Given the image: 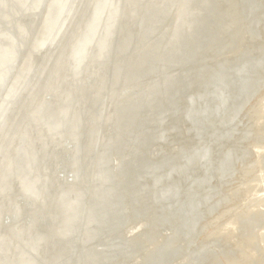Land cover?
Returning a JSON list of instances; mask_svg holds the SVG:
<instances>
[{
  "label": "bare ground",
  "instance_id": "1",
  "mask_svg": "<svg viewBox=\"0 0 264 264\" xmlns=\"http://www.w3.org/2000/svg\"><path fill=\"white\" fill-rule=\"evenodd\" d=\"M259 19L264 0H0V264H264Z\"/></svg>",
  "mask_w": 264,
  "mask_h": 264
},
{
  "label": "rangeland",
  "instance_id": "2",
  "mask_svg": "<svg viewBox=\"0 0 264 264\" xmlns=\"http://www.w3.org/2000/svg\"><path fill=\"white\" fill-rule=\"evenodd\" d=\"M262 23H264V21H261L260 19H259V23H258V25H260L259 26V28L261 27V25H262ZM253 51H254V49H253ZM139 93H145V91L144 90H140V91H136V92H134V94H133V96L134 97H136ZM261 93V94H260ZM264 93V88H262V90H260L259 92H258V95L256 96V97H258L259 95V97H262L261 95ZM256 100H255V102H253L250 106H254V104H256ZM250 106L249 107H247V109H249L250 108ZM242 135H244V132H237L235 135H233L232 137H231V141L229 142V143H227V142H224L223 143V145H225V144H229V145H232L233 146V143H234V140L235 139H238V140H240V136H242ZM257 143V142H256ZM238 144L239 143H237V144H235L233 147H236V146H238ZM255 144V143H254ZM253 143H252V145H254ZM259 144V143H258ZM257 144V145H258ZM260 146H262V145H260ZM252 150H255V148H253V146H252ZM253 152H255V151H253ZM256 172H257V174L260 176V174L261 173H259V169H257L256 170ZM240 179V178H239ZM243 180V179H242ZM247 179H244L243 180V184H245V181H246ZM260 181H261V183L263 184V182H262V179H260ZM238 182V181H237ZM237 184V183H236ZM208 187L207 188H209L210 189V187H212V188H215V187H217V185H218V182L217 181H215V179L214 178H211L210 179V181L208 182ZM228 186V185H227ZM227 186H225L224 188H226ZM206 188V189H207ZM210 195H206V196H204V197H209ZM217 200H216V197L213 199V200H211V203H214V202H216ZM257 201V200H256ZM234 204L235 203H237V202H233ZM232 207V206H231ZM228 217H225L224 219H222L220 222H219V224H218V226H222L223 224H226L227 223V221H228ZM260 227H262V226H260ZM210 231H211V229H210ZM202 237H200V239H201ZM199 244H200V242H199ZM198 245V244H197ZM222 247H220V249H221ZM214 251H215V249H213ZM220 258V257H219ZM220 259H222V258H220ZM219 261V260H218Z\"/></svg>",
  "mask_w": 264,
  "mask_h": 264
},
{
  "label": "water",
  "instance_id": "3",
  "mask_svg": "<svg viewBox=\"0 0 264 264\" xmlns=\"http://www.w3.org/2000/svg\"><path fill=\"white\" fill-rule=\"evenodd\" d=\"M253 12H255V10L253 11ZM256 20V19H255ZM257 23H255L254 24V28H257V26L258 25H256ZM211 38V37H210ZM196 44L194 45V47L192 48V50L193 51H191V53H193V52H196V51H199L200 50V45L201 44H204V46H202L203 48L205 47V48H207V46L209 45L208 43H209V40H207V41H205V39H204V41H202V42H200L199 44L197 43V42H195ZM182 46H184V44L182 43ZM185 58V57H184ZM183 59V58H182ZM253 67H255V65L254 66H252V68ZM233 73V75H235L236 73L235 72H232ZM240 75V76H239ZM238 75V79H237V82H236V91H237V93L238 94H241L242 92H243V90L244 89H246L248 86H249V84H250V80L248 79V77H247V75H246V72H245V75L243 74H239ZM158 120H159V118H158ZM152 138H154V137H152ZM166 141V140H165ZM164 141V142H165ZM110 227H112V226H110Z\"/></svg>",
  "mask_w": 264,
  "mask_h": 264
}]
</instances>
